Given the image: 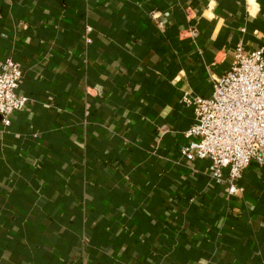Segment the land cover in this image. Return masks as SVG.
I'll list each match as a JSON object with an SVG mask.
<instances>
[{
    "label": "crops",
    "instance_id": "obj_1",
    "mask_svg": "<svg viewBox=\"0 0 264 264\" xmlns=\"http://www.w3.org/2000/svg\"><path fill=\"white\" fill-rule=\"evenodd\" d=\"M261 42L264 0H0L32 100L0 125V264H264V166L230 202L177 151L183 95Z\"/></svg>",
    "mask_w": 264,
    "mask_h": 264
},
{
    "label": "built area",
    "instance_id": "obj_2",
    "mask_svg": "<svg viewBox=\"0 0 264 264\" xmlns=\"http://www.w3.org/2000/svg\"><path fill=\"white\" fill-rule=\"evenodd\" d=\"M87 30L86 41H92ZM192 37L197 28L189 30ZM25 71L11 54L0 58V125L9 127L15 113L31 98L22 92ZM193 109L194 123L178 145L182 161L210 163V184L226 190L227 199L242 195L241 179L253 164L264 166V42L246 49L235 47L230 68L214 79L209 96L183 95Z\"/></svg>",
    "mask_w": 264,
    "mask_h": 264
},
{
    "label": "trees",
    "instance_id": "obj_3",
    "mask_svg": "<svg viewBox=\"0 0 264 264\" xmlns=\"http://www.w3.org/2000/svg\"><path fill=\"white\" fill-rule=\"evenodd\" d=\"M23 80H24V79H23ZM234 200H235V199H230L229 201L232 202V201H234Z\"/></svg>",
    "mask_w": 264,
    "mask_h": 264
}]
</instances>
